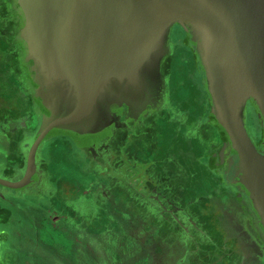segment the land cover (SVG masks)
<instances>
[{
	"label": "flooded vegetation",
	"instance_id": "flooded-vegetation-1",
	"mask_svg": "<svg viewBox=\"0 0 264 264\" xmlns=\"http://www.w3.org/2000/svg\"><path fill=\"white\" fill-rule=\"evenodd\" d=\"M22 25L16 0H0V177L9 180L24 175L28 144L41 121L18 37ZM174 57L170 48L161 64V102L117 127L106 148L92 152L88 143L59 133L45 147L48 156L40 145L34 182L20 189L0 183V264H28L37 255L42 221L53 232L60 218L65 223L79 215L89 218L90 205L123 225L137 226L146 235L138 238L143 252V244L156 242L165 260L176 253L179 264H227L231 243L236 255L230 264L241 263L238 237L227 227L235 230L234 220L242 223L250 210L251 225L264 228L249 193L233 181L237 155L221 128L207 110L200 113L177 97ZM127 114L124 106L120 120ZM254 143L264 152V141ZM61 262L70 264L68 252Z\"/></svg>",
	"mask_w": 264,
	"mask_h": 264
},
{
	"label": "water",
	"instance_id": "water-1",
	"mask_svg": "<svg viewBox=\"0 0 264 264\" xmlns=\"http://www.w3.org/2000/svg\"><path fill=\"white\" fill-rule=\"evenodd\" d=\"M41 121L28 144L20 189L38 177L44 140L67 133L95 152L114 130L155 109L161 64L175 23L190 33L204 70L211 117L237 155L233 181L248 193L264 228V152L247 127L253 99L264 122V0H16ZM128 114L124 121L119 113ZM106 137L103 144L101 138Z\"/></svg>",
	"mask_w": 264,
	"mask_h": 264
},
{
	"label": "rangeland",
	"instance_id": "rangeland-1",
	"mask_svg": "<svg viewBox=\"0 0 264 264\" xmlns=\"http://www.w3.org/2000/svg\"><path fill=\"white\" fill-rule=\"evenodd\" d=\"M169 38L171 53L175 56L176 67H178V78L189 90V96L185 102L194 105L198 112L203 113L208 109L207 103H212L208 91L203 85L204 70L198 53L190 40V33L183 28L182 24L175 23L171 28ZM246 116V127L253 141L256 143L264 141L263 118L253 99L248 101ZM49 139L50 137L42 142L43 155ZM45 155L48 156L46 152ZM221 182L218 180V189L221 188ZM245 208L248 209L247 205ZM88 211L90 214L92 211L96 214L100 213V209L96 205H90ZM246 217L247 219L242 223L234 220L233 225L239 227L232 230L229 226L226 231L238 237L236 248L243 253V260L240 264H264V230L257 223L251 225L250 210ZM43 223V226L38 228L41 231L40 239L53 245L52 251L54 253L56 251L57 254H60L68 250L70 264H90L92 260L98 261L100 264H179L181 260V256L176 253L171 260H165V255L162 258L158 251L159 245L156 242L143 244L142 247L145 249L143 252L138 238H143L144 234L138 233L134 229L126 230V225L108 222L104 217L102 219H86V217L79 215L68 223L60 218L58 220L59 227L52 232L54 237L52 242L49 239L50 233H47L48 227L45 226L48 224ZM227 246L230 250V252L228 251L230 254L227 256V259L230 260L227 261V264H230L235 258L236 249L231 243H227ZM83 247L87 254L83 256L84 259L80 253H76L78 250H83ZM19 256L24 258L26 256L25 251L19 250ZM223 256L225 255L223 254ZM118 257L119 259H117ZM144 257L147 258L146 261L141 260ZM30 258L33 259L34 263L32 264H48L45 255L42 258L39 255ZM181 264H189V261L184 260Z\"/></svg>",
	"mask_w": 264,
	"mask_h": 264
},
{
	"label": "crops",
	"instance_id": "crops-1",
	"mask_svg": "<svg viewBox=\"0 0 264 264\" xmlns=\"http://www.w3.org/2000/svg\"><path fill=\"white\" fill-rule=\"evenodd\" d=\"M203 85H204V83H203ZM204 87H205V85H204ZM208 95H209V93H208ZM209 97H210V95H209ZM210 100H211V98H210ZM207 105H208V109H207V112H208V114H210V112H211V109H212V104H209V103H207ZM211 116V115H210ZM36 133V132H35ZM35 135V134H34ZM34 135H33V137H34ZM53 136V135H52ZM51 137V136H50ZM33 139V138H32ZM27 155H28V153H27ZM26 162H27V157H26ZM27 168V167H26ZM93 214H91L90 215V217L89 218H87V219H102L103 217L105 218V219H107L108 220V222H112V223H120L121 225H122V222L119 220V219H116L114 216H111V215H106V214H104V213H102V212H100V213H95V212H92ZM99 216V217H98ZM43 222H45V221H42V223H41V226H43ZM46 224H47V222H45ZM46 227H48V229H47V233L49 234V239L51 240V242L54 240V237H53V235H52V229L49 227V224L48 225H45ZM127 226L128 227H131V229H134V230H136V231H138V233L141 231L137 226L136 227H133V226H131V225H129V224H127ZM40 227V226H39ZM127 227V228H128ZM127 228H126V230H127ZM38 230V229H37ZM130 230V229H129ZM43 231V230H42ZM40 229L37 231V234H36V242L34 243V245L37 247V251H36V253H37V255H39V257L41 256V258H42V256H46V258H47V263L48 264H62V262H61V258L64 256V254L66 253L67 254V252H68V250L66 251V252H62V253H60V254H57L56 253V251H55V253H54V251H52V248H54V246L53 245H51V244H47L46 243V241H44V240H42V239H40ZM51 235H52V237H51ZM146 237V235L145 236H143V238H145ZM142 238V237H141ZM18 253H19V250L17 251ZM80 253V255H82V257L83 256H86L87 254L84 252V247H83V250H78L76 253ZM69 253V252H68ZM238 253H239V255L241 256L243 253H242V251L241 250H238ZM100 254V253H99ZM55 256H58V257H55ZM84 259V258H83ZM86 259V258H85ZM141 260L142 261H145V257L144 258H141ZM239 261V260H238ZM32 263H34L33 262V259H31V260H29L28 261V264H32ZM63 264H66V263H63ZM89 264V263H88ZM90 264H100V263H98V261H95V260H92V262L90 263Z\"/></svg>",
	"mask_w": 264,
	"mask_h": 264
},
{
	"label": "trees",
	"instance_id": "trees-1",
	"mask_svg": "<svg viewBox=\"0 0 264 264\" xmlns=\"http://www.w3.org/2000/svg\"><path fill=\"white\" fill-rule=\"evenodd\" d=\"M177 70H178V67H177ZM172 85H173V88H175L177 91V97L180 98L182 101H185L189 96V90L188 88L185 87V84L182 83L180 78H178V73L176 70L173 75ZM192 106L194 107V105Z\"/></svg>",
	"mask_w": 264,
	"mask_h": 264
},
{
	"label": "bare ground",
	"instance_id": "bare-ground-1",
	"mask_svg": "<svg viewBox=\"0 0 264 264\" xmlns=\"http://www.w3.org/2000/svg\"><path fill=\"white\" fill-rule=\"evenodd\" d=\"M264 126V125H263ZM253 243V242H252ZM255 245V244H254ZM239 247V246H238ZM254 248V247H253ZM257 249H258V247H256ZM259 252V251H258ZM259 253H261V252H259ZM251 256V255H250Z\"/></svg>",
	"mask_w": 264,
	"mask_h": 264
}]
</instances>
